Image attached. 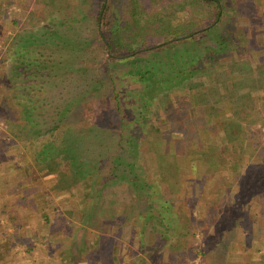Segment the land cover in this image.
<instances>
[{
  "label": "rangeland",
  "instance_id": "rangeland-1",
  "mask_svg": "<svg viewBox=\"0 0 264 264\" xmlns=\"http://www.w3.org/2000/svg\"><path fill=\"white\" fill-rule=\"evenodd\" d=\"M77 5L76 0H0V87L5 83L6 90L12 83L16 84L19 101L25 104L27 110L28 106H33L32 113H26L27 118L23 117L20 124L26 129V124L35 123V127L40 128L41 132L45 131L40 136L42 143L50 144L48 141L54 134L62 136L65 125L61 123L60 127H57L53 118L57 112H60L61 116L69 112L67 101L62 100L65 95L63 91L60 92L56 87L47 91L45 89V73L48 70L44 64L52 62L50 59H55L53 51L55 48L59 49L54 42L47 40L46 28L55 25L61 14L71 16ZM220 5L223 14L221 17L225 21L209 35L202 36L198 60L205 63L199 65L200 74L194 77L193 82L201 85V89L208 87L206 89L209 90V87L216 84L226 96L220 106L213 110L216 114H211L210 111L212 124L206 121L208 117L203 116L213 129L217 128L216 126L222 127H218V132L209 134L208 138L203 135V143L198 140V148L192 149L189 156H178V163L175 165H179L180 169L176 170L175 166L174 171L172 167L166 166V172L164 171L158 180L160 189L154 188L161 202L168 206L167 210L180 218L181 225L170 236V242L173 240V244L166 243L157 256L152 255V249L157 248L162 238L158 233L147 232L144 235L141 232L143 228L139 225L137 213L140 209L147 210L145 202L138 205L140 208L128 207L127 219L124 212L114 216V210H123L122 202L130 201L132 195L127 184L116 182V179L109 180L112 184L108 181L109 186L104 190L101 188L103 206L96 205L98 223L94 222V219L91 223L84 221L87 213L85 207H92L93 197L89 198L87 204L84 203L82 185L77 192L79 194L74 196L69 192L54 189L52 186L56 179L53 173H48L53 176V182L39 179L43 174L35 163L36 147L26 145L17 138L13 132L15 125L7 123L2 113L0 168L1 162L6 161L10 164L7 174L12 173L14 176L17 166L15 164L18 163L15 158L27 159L26 168L31 169L32 166L34 171H38V179L33 188L45 191L48 205L44 206V209L48 212L49 220L40 218L39 213L26 214L27 217L32 215V219L28 221L29 230H24L21 229V224L16 225L18 220L25 217H20L18 210L21 209H15L14 203L1 206L0 215L5 221L0 223V243L9 241L11 251L0 260V264H105L101 257L102 249L109 250L113 247L117 248V256H120L117 264H264V0H220ZM88 7L90 6L83 4L80 11H77L81 14L80 18L84 17L85 12L88 14ZM216 24L217 21L206 22L203 19L199 22L200 29ZM21 35H29V48L24 47V38ZM221 36L224 40L237 44L228 47L226 42V47L221 50L218 45ZM134 38L125 37L129 41ZM208 45L221 50L218 53L222 57L220 56L219 64L214 67L208 65L216 63L217 58L209 59V54H206L202 47H209ZM180 55V52L177 53V57ZM165 56L167 59L168 55ZM181 61L175 59V63L169 66H176ZM16 63L20 64L21 70L14 75L12 68ZM232 65L236 69L237 79H242V76L249 72L251 78L259 76V81L255 80L257 86H245L241 91H236V94H230L234 78L228 75ZM12 75L13 78L10 77ZM5 90L1 92L7 93ZM191 93V88L185 85L169 88L161 94V99L151 102L149 109L145 107L142 112L139 111L138 115H142L144 120L143 125L153 124L162 130H170L174 139L183 140L187 145L173 121L161 124L160 120L166 116H174L180 111L174 97L182 100V97H189ZM36 102L39 106L44 102V105L37 109L34 106ZM136 103L138 102L121 100L122 111L128 123L134 122L138 116H135V112H138L135 110ZM183 103L192 105V109L188 107L192 115L199 112V105L194 102ZM114 104L110 100L103 101L102 105H99V101L87 102L85 117L80 113L83 116L80 117L81 122H86L87 127L93 126V116L96 114L94 109L107 112ZM81 107L86 109L85 106ZM78 115L79 113L76 116L72 114L73 118L69 117L71 125H76L75 127L82 124L77 123L75 119ZM217 119L222 121V125L215 124ZM111 122H115V119L110 122L104 120L102 123L110 127L107 130H112L101 133V144L96 138L97 145L108 148L106 152L100 158L90 156L93 152L89 154L87 150L81 154L84 161L95 163L92 166L94 173L91 175L95 180L97 174H108V164L111 162L109 158L117 148L116 141L113 140L117 135L113 133L121 130L118 126L120 123L118 121L113 125ZM140 128L143 131L146 129L143 126ZM142 134L144 135L138 144L139 156L143 170L148 173L146 178L150 182L157 176L156 154L152 150L155 133ZM92 147L96 148V145L92 144ZM99 170L102 173H98ZM103 182L105 177L101 178V183ZM250 182H253V189L246 192ZM13 186L15 185L0 184V192H5L6 188L12 192L4 193L3 198L7 196L4 200H15ZM21 192L19 190V194ZM90 192L95 193L94 189ZM242 193L245 197H242ZM115 200H119V203ZM115 204L116 206H113ZM10 225L13 229H8L6 233L3 228ZM99 236H102V239H98ZM84 240L85 244L94 240H99L100 243L96 245V249L92 247L84 252L80 251ZM111 263L115 264L114 261Z\"/></svg>",
  "mask_w": 264,
  "mask_h": 264
},
{
  "label": "trees",
  "instance_id": "trees-1",
  "mask_svg": "<svg viewBox=\"0 0 264 264\" xmlns=\"http://www.w3.org/2000/svg\"><path fill=\"white\" fill-rule=\"evenodd\" d=\"M106 1L107 0H76L78 7L74 8V13L80 11L82 5L85 4L90 6L86 9L89 10L88 14L85 12L84 17L81 18L79 12H77L79 13L78 16H76L77 13H73L71 16L61 14L55 25L46 28L47 40L54 42L55 46L59 49L55 48L53 51L55 59L49 58L52 62L48 61L44 64L48 70V72L45 73L47 76V85H45V89L47 91L48 89L50 90V88L55 89L56 87L60 92L63 91L62 93L65 95L62 100L67 101L66 106L69 109L68 114L61 116L62 114L57 112V115L53 118L57 127H60L61 123L65 125V132L63 131L62 136L54 134L52 138H50V141H48L50 144L47 142L42 143L41 141L43 140L40 136L42 132L45 131L41 132L40 128L35 127V123L32 125L31 122L30 124H26V129L21 126L20 120L23 117L27 118L26 113H32L31 107L33 106H28L27 110L25 104L19 101L17 93L19 90L14 83L6 90L5 83L3 87H0V114L4 113L5 117L3 116V119L7 123L15 125L13 132L16 134L17 138L26 145L36 147L35 163L37 169L41 174H55L56 180L54 182L55 184L52 186L54 189L69 192L71 196H74L79 194L77 192H79L80 186L82 185L84 188V203L87 204L89 198L93 197L92 201L94 204L92 207H85L87 213L84 216V221L86 220L91 223L94 219V222L96 221V223H98L96 205L103 206L101 188L102 190L107 188L109 186L107 183L109 180L116 179V182L127 184V187L131 190V200L122 202L124 204V209L121 211L117 209L114 210V216L124 212V217L127 216V219L129 216L127 213L129 212L127 210L128 207L132 209L134 207L131 206L140 208L138 205H140L141 202H145L147 210L140 209L137 213V218L140 220L139 225L143 228L141 232L144 235H146L147 232L160 234L162 239L157 246L158 249H152V255L157 256L158 251L163 245L166 246V243H169V245L173 244V240L170 242V236L174 234L179 225H181L180 218L175 216L174 212L171 213L170 210H167L168 206L166 203L161 202V198L158 197V193L154 190L155 187L160 189L158 187V184H160L158 180L164 171L166 172V166L172 167L174 171L175 166L176 170L178 168L180 169L179 165H175L178 163V156L184 154L189 156L192 149L198 148V140L203 143L201 140L203 135L205 138H208L209 134L212 135L213 132H218L220 130L218 127H222L216 126L217 128L213 129L206 121L211 124L213 123L211 122L212 119L210 120V111H212L211 114H213V110L220 106V103L225 100L226 96L224 93H221L220 87L216 84L209 87L210 90L206 89L208 87L201 89V85L197 82L195 83V81L193 82V79L198 73L200 74L199 65L205 63L198 60L202 36L209 35L210 32L217 26H220L225 20L221 17L223 14L221 13L220 0H193V3L198 2L199 6H203V8L207 10L205 21H217L216 26L208 28L209 25H206L207 27L205 26L203 29H200L199 25L198 32L193 33L192 36L174 39L173 41H168V37L151 38L142 36L137 39V43H133L125 41L118 35L116 30V14H118V8L112 0ZM134 5L138 8L137 4ZM166 16V14L159 16L160 21L167 23ZM22 36L24 38V47L29 48V35H21V37ZM160 41L163 42L153 46L154 43ZM226 42L228 47H234L237 44L233 41L224 40L223 36H221V38L218 39V45L221 50L226 47ZM138 47L151 48L133 52ZM202 47L204 52L209 54V59L217 58L218 60L222 57L221 54L218 53L221 52V50H216L211 46ZM131 52L132 54L128 55ZM179 52L181 55L177 57V53ZM163 54L168 55V58L166 59V56ZM175 59H181L182 61L177 63L176 66H169L171 63H175ZM218 62L219 60L208 66L214 67L219 64ZM22 64L24 65L25 63L23 62ZM19 65V63H16L15 67L12 68V71H15L14 75H17L20 69ZM230 69L231 72L228 76L234 78L231 83L233 90L229 92L230 94H236V91H241L245 86L250 88L257 86L256 81H259V76L255 75L256 78H251V72H249L245 76H242V79H237L235 78L236 69L233 65L230 66ZM250 69L251 68L248 70L250 71ZM10 77L13 78V75ZM176 85L189 86L192 90L191 96L182 97V100H179L178 97H174V100L180 107V111L174 114V116L161 118L160 122L161 124H166L173 121L177 131L181 133L184 140H186L187 145L183 140L174 139L171 136L172 133L170 134V130H162L161 128L154 127L153 124L151 126H149V124L144 126L142 115H138L139 111L142 112L145 107L149 109L152 101L154 102L155 100L161 99V94L163 92ZM2 90H5L7 93H2ZM122 99L138 102L135 104V110L138 111L135 112V116L138 115L136 118L137 121L134 120V122L128 123L122 111ZM107 100L115 103L113 108H110L111 110H107V112L105 110V112H102L94 109L96 114L93 116V126L87 127L85 124L86 122H81L83 116L80 113L82 112L85 117L86 110L88 109L86 108L87 102L99 101V105H102V102ZM183 102H194L195 105H199V107L197 106L199 112L197 111L196 115H192V111L188 108L190 107L192 109V105ZM43 105L44 102L40 106L36 102L34 106L39 109L40 107L42 108ZM214 105L215 107L213 108ZM81 106H85L84 108L86 109L83 110ZM77 113H79V115L75 117V119L77 123H82L79 124V127L71 125L69 118L72 117V114L76 116ZM214 114H216V112H214ZM203 116L208 117L206 121ZM111 119H115V122H111L113 125L118 121L120 123L118 126L121 130L113 133V135H117H115L116 137L113 139L116 141L117 148L109 158L111 162L108 164V174L106 176L97 174L95 180L94 177L91 176L94 173V167L92 168V166H94L95 163L84 161L81 154L87 150L89 154L93 152V155L90 154V156L100 158L104 152H106L108 149L106 146L103 147V145L100 146L96 143H100V141L103 140V137L100 136L101 133L105 134L112 130H107V128L110 127L102 124L104 120L110 122ZM221 123L222 121L220 119L215 120V124L222 125ZM142 126L146 128L145 131L140 128ZM147 132L148 135L151 132L155 133L152 150L154 154H156L155 163L157 165V176L150 182L146 178L148 177V173L143 170V166L140 162V152L138 149V144H140L142 135H144L142 133ZM48 133L49 132H47V134ZM96 138L98 142H96ZM220 139L222 140V138ZM92 144L94 146L96 145L98 149L92 147ZM93 149L94 151H92ZM80 161H84V163ZM213 161H211V163H215V160ZM97 172L102 173L101 170ZM88 176L90 178H88ZM102 177H105V182L103 183H101ZM111 182L112 181H109V183ZM252 183L253 182H250L247 185L245 189L246 192L253 189ZM23 184L25 186V183L21 181L17 182V184L13 186L14 192L18 190L22 191L21 188L24 187L22 186ZM93 189L95 193L90 192ZM9 191L7 193H12ZM22 194L21 192V194H19L20 198L16 200L30 197L28 190L25 191V195ZM242 197H245L244 193H242ZM16 200H10L9 205L15 203ZM115 201L119 203V200ZM89 205H91V203ZM113 206H116V204ZM37 209L38 211L35 213H39L38 215L40 218L49 220L48 212L44 209L43 205L40 209L38 207ZM132 209L131 211H133ZM22 212V216H25L23 219L27 221L32 219V215L29 217L26 216V214H30V211ZM103 236L107 237L104 234ZM100 238L102 239V236H99L98 239ZM99 243V240H94L90 242V244H85L84 240L80 251L85 252L92 247L96 249V245ZM10 248L9 241L6 240L0 243V260L8 255L11 251ZM116 252L117 248L115 247L109 250L103 248L101 257L104 263L112 264L111 261H114V263L117 264L120 256H117L118 252Z\"/></svg>",
  "mask_w": 264,
  "mask_h": 264
},
{
  "label": "crops",
  "instance_id": "crops-1",
  "mask_svg": "<svg viewBox=\"0 0 264 264\" xmlns=\"http://www.w3.org/2000/svg\"><path fill=\"white\" fill-rule=\"evenodd\" d=\"M109 1V0H107ZM106 1V2H107ZM116 5V30L120 37H122L127 42L137 43V39L146 36L151 38L158 37H168V41H173L174 39H181L183 37L192 36L193 33L198 32L199 22L201 19L206 20L207 10L200 8L198 2L193 3V0H112ZM134 4L138 5V8ZM166 14L167 23L160 21L159 16ZM205 17V18H204ZM135 37L133 40H126L125 37ZM164 41V40H163ZM154 43L153 46L160 44L161 42ZM151 47H138L133 52L143 51ZM132 54L129 53L128 55ZM18 163L15 164L14 173L7 174L8 163L1 162L0 168V184L5 186L16 185L17 182L21 181L25 183L22 189V193L25 195V191H29L31 197H24L21 200H16L20 198L19 190L15 192V203H11L16 206L15 209H21V211L37 212L40 207L47 206L48 201H46L45 191L43 189L36 190L34 185H36L37 170L26 168L27 159L15 158ZM31 171V172H30ZM44 182H53V176L45 173L39 177ZM50 179V180H49ZM7 188L0 192V207L9 205V200H4L6 198L3 194H7ZM35 193V194H33ZM22 194V195H23ZM27 195V194H26ZM28 196V195H27ZM36 198V199H35ZM51 204V203H49ZM26 207V208H25ZM52 207V206H51ZM37 209V210H35ZM2 211V210H1ZM18 210L20 217L22 213ZM40 211V210H39ZM25 218V217H23ZM22 218V219H23ZM4 219L0 215V223H4ZM19 221V222H18ZM17 226H22L21 229H28V221L26 219L18 220ZM6 222H8L6 220ZM19 228V227H17ZM6 233L7 231L13 229L10 226H4L3 228ZM9 229V230H8ZM25 230V229H24ZM29 230V229H28ZM31 239V238H30ZM33 240V239H32Z\"/></svg>",
  "mask_w": 264,
  "mask_h": 264
}]
</instances>
